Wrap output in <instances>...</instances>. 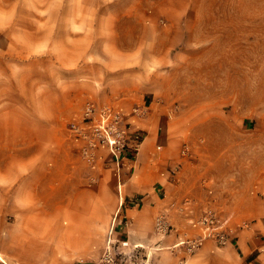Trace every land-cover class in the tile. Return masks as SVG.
Instances as JSON below:
<instances>
[{
	"label": "rangeland",
	"instance_id": "374dc122",
	"mask_svg": "<svg viewBox=\"0 0 264 264\" xmlns=\"http://www.w3.org/2000/svg\"><path fill=\"white\" fill-rule=\"evenodd\" d=\"M174 2L186 10L179 17V27L168 32L176 40L167 45L170 48L165 58L133 61L146 79L153 75L161 80L157 86H162L163 94L131 108H120L131 128L141 131L145 143L154 129L158 136L169 133L178 143L181 156L188 147L190 179L197 176L199 148L214 151L220 162L218 174L222 175L221 157L228 149H236L231 182L209 188L208 195L219 203L215 210L228 225L249 224L250 217L245 215L248 202L257 203L264 212V0ZM162 5L158 0H0V247L8 254L26 256L22 245L37 238L17 231L21 214L31 210L30 200L44 167L50 168L58 160L67 166L59 173L62 196L101 185L100 202L93 213L99 216L108 206L118 207L119 177L108 152L99 151L100 158L92 167L70 138L69 125L81 117L82 110L65 116L56 138L45 140L43 147L40 140L21 141L12 135L20 131L52 135L36 124L51 121L53 109L63 102L64 95L72 94L78 82H84L86 66L98 63L82 56L95 47L107 49L108 45L93 41L100 39V31L108 26L111 15L140 6L150 19L152 10ZM171 18L176 19L173 12ZM135 19L126 15L120 18L118 34L122 41L140 34L142 29ZM156 22L161 27L166 24L163 18ZM120 46L128 44L121 42ZM136 107L144 113L135 116ZM5 121L9 123L5 125ZM21 122L25 124L22 129ZM145 145L140 147L135 163L124 161L126 165L120 171L122 196L127 186L137 181L150 186L171 181L162 175L170 168L171 151L167 152L165 146L158 150L160 141L154 140L143 156ZM138 191L147 194L152 189ZM160 196H164L161 191ZM208 209L211 207L201 215ZM159 212L156 210L153 218V231ZM119 217L122 214L117 212L112 233L124 224L117 225ZM12 226L13 231H5ZM69 228L70 221L63 215L56 243L58 264H97L106 252L110 231H100L99 226L87 231L91 237L84 250L85 242L74 235L84 231ZM257 264H264V257Z\"/></svg>",
	"mask_w": 264,
	"mask_h": 264
},
{
	"label": "crops",
	"instance_id": "0c3cea01",
	"mask_svg": "<svg viewBox=\"0 0 264 264\" xmlns=\"http://www.w3.org/2000/svg\"><path fill=\"white\" fill-rule=\"evenodd\" d=\"M158 1L163 5L159 9L152 10L150 19L148 18L150 16L140 6L136 8L133 6L132 9L125 10L127 13L122 15L118 13L111 15L108 26L105 30L100 31V39L93 41L96 45H108L107 49L95 47L91 52L86 50L82 56L85 60L98 63L94 62L92 65L86 66L85 75H83L84 82H78L77 89L72 94L64 95L63 102L53 109L51 121L36 124L37 128L51 131L52 135L48 137L36 134L26 135L25 132L20 131L16 135H12V138L21 141L37 139L41 141L40 145L43 147L45 140L56 138V130L62 125L61 120L65 116L83 111L87 102H93L97 106L114 105L131 108L136 104L146 103L149 99H156L163 94L162 86H157L161 80L159 81L157 76L152 77L153 75L146 79L145 75H142L141 69H135V66L139 64L133 62L138 59H164L166 49L170 48L167 45L174 44V40H176L172 35H168V32L179 27V22L181 24L179 17L183 15L186 8L183 5L177 7L174 0ZM171 12L174 13L175 20L171 18ZM124 15L132 17V19L136 17L137 27L142 30L140 34L122 41V36L118 34V27L121 22L120 18ZM159 18H163L165 26L161 27L156 22ZM164 27H167L168 30L165 31ZM147 32L156 34L146 35ZM166 32L167 34H165ZM121 42L127 43L128 46H120ZM146 47L149 48L146 50ZM115 64L120 66L112 67ZM151 115L154 120L157 119L154 113ZM4 118L9 120L7 116ZM7 123L9 122H4L5 125ZM23 125H25L23 122L19 123L20 129L23 128ZM154 140L160 141L158 146L160 149L165 146L167 152L171 151L172 160L168 170L178 169L176 180H162L152 186L142 185L137 181L127 186L124 196L118 197V207L115 204L108 206L107 209L105 208L106 212L99 216L93 213V208L100 202L99 196L103 190L101 185L95 187V190L82 187L80 192L74 191L64 197L61 195L59 173L67 166L58 160L52 164V167H44L42 179L37 182L36 193L30 200L31 210L21 214L20 228L17 230L23 231L24 235H34L37 238L29 239L28 243L22 245L26 254L28 253L26 256L10 255L6 249L0 247V264H58L56 243L59 242L60 231H62L63 215H66L70 221L68 231H84L77 233L78 235L74 234L75 238L85 242L84 250H87V241L91 237L87 231H92L96 226H99L100 231H110L107 239L111 234L112 238L127 241L130 246L141 247V257L147 254L150 264H257L264 257V212L257 203L256 205H253L252 202L246 204L245 209L248 212L245 211V215L250 217L248 227L237 229L231 242L222 248L215 247L211 241L204 242L198 250L190 255L184 254L181 249L170 248L179 241V237L183 233L191 237L197 235V231L188 225L187 216L176 214L172 209H169L168 220L176 232H172L163 239L156 236L153 231L155 212L168 208L171 203L178 204L184 198H193L194 217H199L207 207L215 209L219 203L208 195V189L211 187L215 189L231 182V173L235 168L232 157L236 156V149H228L221 157L220 161L224 164L222 165L223 170H221L222 175V173L218 174L220 162L214 151L211 152L208 147L199 148L197 176L190 179L188 173H190L189 163L191 162L180 155L178 143L173 142L169 133H165V136L161 133L158 136L157 130L153 129L147 143H145L146 141L143 143L146 144L143 156L149 153ZM201 142L204 146L205 139H202ZM128 182H125V185ZM146 188L152 189V191L147 194L138 191ZM160 191L164 193L163 197L160 196ZM137 201L142 203H134ZM220 203L222 202L220 201ZM63 209L69 212L62 213ZM117 212L122 214V217L118 218L117 225L121 222L124 224L117 226L116 231L112 233L111 230L114 228L112 226L116 224L114 221L116 222ZM5 231H13V226L12 229H5Z\"/></svg>",
	"mask_w": 264,
	"mask_h": 264
},
{
	"label": "built area",
	"instance_id": "2783aa9c",
	"mask_svg": "<svg viewBox=\"0 0 264 264\" xmlns=\"http://www.w3.org/2000/svg\"><path fill=\"white\" fill-rule=\"evenodd\" d=\"M134 115L140 116L141 108L133 109ZM69 135L73 144L78 148L82 156L94 167L99 151L105 150L110 155L116 166L119 177L118 194L121 197L120 171L125 167L124 161L135 163L140 147L144 142V136L138 129H132L131 124L123 109L114 105L97 106L93 102L84 105L81 117L70 123ZM159 150L160 147H157ZM188 147H184L182 156H188ZM131 168V167H130ZM178 169L166 170L162 173L167 179L176 180ZM136 204L141 201L134 202ZM193 201L184 198L179 203H171L168 208L161 210L155 216V234L163 239L176 232L169 223V209L179 215L187 216L188 225L197 231L195 237L183 233L179 241L172 249H181L186 255L198 250L204 242L211 241L215 247L222 248L231 242L237 228L248 227L244 222L236 227L227 224L222 214L215 209L205 210L200 217H194ZM141 247L130 246L127 241L114 239L109 235L107 249L103 258L97 264H150L148 255L141 257Z\"/></svg>",
	"mask_w": 264,
	"mask_h": 264
}]
</instances>
